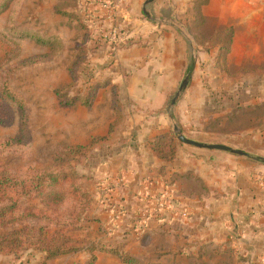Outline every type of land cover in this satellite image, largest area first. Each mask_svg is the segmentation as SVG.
<instances>
[{
	"label": "crops",
	"instance_id": "crops-1",
	"mask_svg": "<svg viewBox=\"0 0 264 264\" xmlns=\"http://www.w3.org/2000/svg\"><path fill=\"white\" fill-rule=\"evenodd\" d=\"M144 1L118 0L113 14L128 27L129 39L143 44H122L113 57L101 53L121 108L114 130L86 164L92 220L81 235L120 243L148 263L173 264L180 252L186 257L215 250L229 253L233 264H264V163L256 159L264 157V0H206L201 25L194 9L198 0L148 5L152 16L174 25L147 19ZM103 13L106 18L96 22L110 28L114 16ZM224 27L233 29V37L222 66L216 60L220 42L211 36ZM188 72L171 109L182 133L248 155L179 141L172 160L154 154L150 141L170 130L166 105ZM64 114L65 142L84 144L106 134L116 118L110 85L98 89L90 109L78 105ZM167 197L176 200L172 210L159 207ZM65 256L80 262L88 257H59ZM110 257L100 252L95 264L114 261Z\"/></svg>",
	"mask_w": 264,
	"mask_h": 264
},
{
	"label": "rangeland",
	"instance_id": "rangeland-1",
	"mask_svg": "<svg viewBox=\"0 0 264 264\" xmlns=\"http://www.w3.org/2000/svg\"><path fill=\"white\" fill-rule=\"evenodd\" d=\"M89 2L95 1L0 0V88L6 79L8 87L21 96L28 106L27 135L22 137L19 130L20 110L18 106L9 100L6 106L0 103L1 169H8L15 175L26 172L34 173L50 163L53 152L60 145L74 144L62 139L63 124L66 118L64 111L78 105L90 109L100 87L96 89L89 108L79 101L75 104H65L64 101L74 96L85 97L99 84L106 81L107 68L110 65L107 64L106 59L108 58H102L101 55V53L109 55L108 48L104 53L100 51L106 43L102 37L98 38V34L106 33L109 28L90 21L87 31L90 32L91 40L88 39L86 42L85 30L74 17L82 10L91 8L92 4ZM67 12L72 13V16L64 14ZM93 35H97L96 40H93ZM35 37L44 39L47 44H40ZM109 56L113 57V55ZM170 129L175 136L172 126ZM103 140L96 142L94 147ZM6 141H10V144H6ZM94 147L75 162L78 181L92 197L93 194L86 182L92 179V176L86 172V164L89 162L88 158L93 153ZM23 206L33 208L35 211L45 209L38 197L25 200ZM65 207L59 210L58 220L60 222L66 219ZM89 210L88 220L84 222L83 227L71 229L70 232L80 239L101 241L81 235L87 223L92 220ZM52 211H54L52 207L46 210L48 214H52ZM10 229L11 226L0 225V235L7 233ZM113 245H121L123 248L120 243H113ZM76 253L79 252L47 257L44 251L24 246L12 252H1L0 264H15L23 260L32 261L29 264H59L61 262L62 264H85L89 257L87 252L85 253L88 257L82 262L71 259V256L59 257ZM98 253L100 252H97V255ZM108 254L111 255L110 258L115 257L117 260L113 258L114 261L107 262L105 259L103 263L128 264L117 256ZM228 254L221 255L215 250H207L205 254L185 257L184 252H180L177 261L172 263L233 264L229 261L231 256ZM134 257L142 264L166 263L165 260L161 263H148L144 258ZM150 258L154 259L153 256Z\"/></svg>",
	"mask_w": 264,
	"mask_h": 264
},
{
	"label": "trees",
	"instance_id": "trees-1",
	"mask_svg": "<svg viewBox=\"0 0 264 264\" xmlns=\"http://www.w3.org/2000/svg\"><path fill=\"white\" fill-rule=\"evenodd\" d=\"M111 2L113 3V1ZM206 2V0L195 2L194 9L197 15L196 24L198 25L204 21L200 13V6ZM64 14L72 16V13L69 12ZM74 17L78 19L85 30L87 42L91 38L90 32L87 31L88 23L104 20L105 14L101 8L94 6L82 10ZM112 19L113 26L118 27L121 24L118 18L113 17ZM128 30V27L118 28V35H124ZM105 34L104 32L98 34V38H103L109 46L107 49L109 55H113L112 48L115 43L110 42ZM211 37L214 42H220L216 60L225 66L233 37V29L224 27L215 31ZM35 38L40 44H47L44 39ZM96 39L97 35H93V40ZM129 42L142 43L140 40L131 38L125 44ZM107 85H110L111 88L112 108L116 118L110 123L105 135L93 136L87 144L60 145L53 152L50 163L34 173L26 172L15 175L8 169L0 168V225L11 226L7 233L0 235V253L12 252L24 246L25 248L31 247L34 250L44 251L47 253V257L85 251L89 254L85 264H93L97 258V252H108L125 263L142 264L134 256L126 253L121 245H113L104 241H87L72 235L70 232L71 229L83 227L84 222L88 220L87 213L93 202L92 195L78 181L75 162L79 161L83 154L92 150L96 142L110 136L119 120L121 104L116 86L111 85L108 80L99 84L85 97L74 96L64 101L65 104H75L79 101L89 108L92 105L96 89ZM8 100L16 103L20 110L19 130L20 135L25 137L27 135L28 106L21 96L8 87V82L5 79L0 88V103L2 102L6 106ZM6 144H10V141H6ZM178 145L179 143L171 129L157 135L150 141V147L154 154L166 162L176 157ZM34 197H38L42 202L45 207L43 211H35L33 208L23 206L25 200ZM170 202L176 203V200L171 198ZM49 207L54 209L52 214L46 212ZM64 207L66 219L60 222L58 220L59 210Z\"/></svg>",
	"mask_w": 264,
	"mask_h": 264
},
{
	"label": "water",
	"instance_id": "water-1",
	"mask_svg": "<svg viewBox=\"0 0 264 264\" xmlns=\"http://www.w3.org/2000/svg\"><path fill=\"white\" fill-rule=\"evenodd\" d=\"M155 0H145L144 4H143V14L145 15V17L151 21H155L158 24H170V25H174L172 21H170L169 19L166 18H161V17H154L150 14L149 10H148V5L151 4L152 2H154ZM193 57H195L194 54H192ZM189 77H190V72L186 73L183 77V79L181 80L179 86L177 87L176 91L174 92V94L171 96L170 100L168 101L167 105H166V109H167V113L169 118L172 121V127H173V131L175 133L176 139L181 142V143H186V144H190L193 146H198V147H205V148H216V149H222V150H226V151H230L233 153H237V154H243V155H248L246 152H244L241 149H236V148H232L230 146L224 145V144H220V143H205V142H199L196 140H193L191 138L186 137L180 127L177 125V123L174 121L173 116L171 114V109L173 107V105L175 104V102L179 99L180 95L182 94V92L184 91V89L186 88L188 81H189ZM257 160L261 161L262 163H264V157H257Z\"/></svg>",
	"mask_w": 264,
	"mask_h": 264
},
{
	"label": "built area",
	"instance_id": "built-area-1",
	"mask_svg": "<svg viewBox=\"0 0 264 264\" xmlns=\"http://www.w3.org/2000/svg\"><path fill=\"white\" fill-rule=\"evenodd\" d=\"M98 5L102 10L106 11L108 15H113L114 11H116L119 7L118 0H114L113 3L111 1H99ZM121 27L123 26L121 25H119L118 27L111 26L106 31L105 35L108 37V40L110 42L115 43V45L112 48L113 51H115L121 44H125L126 41L129 39L128 32L124 35H118V28L121 29ZM105 46L109 48L107 44ZM159 207H163V208L170 209V210L173 209V205L171 204L169 197H167V200L165 199L162 202L159 201Z\"/></svg>",
	"mask_w": 264,
	"mask_h": 264
}]
</instances>
